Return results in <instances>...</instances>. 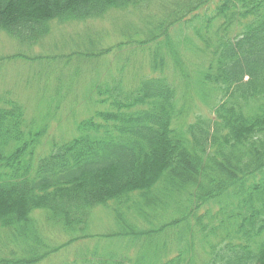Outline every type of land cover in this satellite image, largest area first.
<instances>
[{
  "label": "trees",
  "instance_id": "1",
  "mask_svg": "<svg viewBox=\"0 0 264 264\" xmlns=\"http://www.w3.org/2000/svg\"><path fill=\"white\" fill-rule=\"evenodd\" d=\"M155 5L162 19L120 42L140 32L139 43L154 44L150 73L131 87L125 76L95 86L106 107L78 121L72 138L38 153L45 130L0 95V264H39L91 236L98 207L117 225L100 237L141 249L133 258L95 248L74 264H198L197 244L203 264H264V0H0V30L35 45L54 23ZM191 90L211 116L188 118ZM40 210L50 225L80 234L45 244L33 218ZM172 230L178 241L160 244ZM173 245L184 249L171 258Z\"/></svg>",
  "mask_w": 264,
  "mask_h": 264
},
{
  "label": "rangeland",
  "instance_id": "2",
  "mask_svg": "<svg viewBox=\"0 0 264 264\" xmlns=\"http://www.w3.org/2000/svg\"><path fill=\"white\" fill-rule=\"evenodd\" d=\"M146 9L141 13L139 9L114 11L104 18L85 22L54 23L51 33L35 45L20 44L0 30V95L9 93L25 107L29 124L34 123L35 127L45 130L38 153L48 151L52 142L72 138L77 134L78 121L89 117L96 109L106 107L96 101L95 86L115 87L116 81L125 76L126 86L131 87L129 85L136 84L142 74L150 73L148 47L154 44L139 43L145 38L140 32L129 37L130 43H120L127 41V34L136 33L145 25L154 26L149 20L160 21L164 16L157 5ZM143 65L144 69L141 68ZM190 93L194 98L189 102L192 110L188 118L194 119L199 114L211 116L212 105L203 103L192 90ZM90 95L94 103L88 101ZM33 218L42 229L43 242L51 247L61 246L80 234L71 236L60 227L50 225L44 210L36 211ZM116 226L109 209L95 208L87 230L91 236L70 242L39 264H74L82 256L80 252L95 248L100 252L110 248L124 249L122 254L136 257L140 245H131L129 240L111 241L100 237L115 230ZM172 232H161V237L157 238L159 243L166 240L171 245L178 241L177 231ZM4 238V231H0L1 250L5 247ZM199 245L194 257L198 264H203L207 258L206 254H200ZM170 248L167 253L171 258L184 249L175 245ZM9 249L16 247L10 245ZM184 256L189 261L188 253Z\"/></svg>",
  "mask_w": 264,
  "mask_h": 264
}]
</instances>
